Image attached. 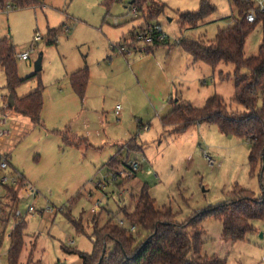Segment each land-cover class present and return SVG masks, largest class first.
<instances>
[{
  "label": "rangeland",
  "instance_id": "1",
  "mask_svg": "<svg viewBox=\"0 0 264 264\" xmlns=\"http://www.w3.org/2000/svg\"><path fill=\"white\" fill-rule=\"evenodd\" d=\"M133 1L116 0L108 6L106 0H42L38 6L0 11V40L9 37L17 54L28 52L30 56L31 63L17 58L19 76L27 78L36 73L35 61L43 53L40 75L26 80L16 90L19 96L28 94L37 88L41 79L45 86L43 126L34 125L30 118L10 109L11 128L14 133L22 128L20 134L23 135L17 141H9L4 148L0 146V155H8L10 162L39 190L36 199H25L19 207L28 223L21 264H82L79 254L69 250L93 251L96 222L104 225L115 218L131 228L122 207L133 208V196L139 195L144 184L149 186L156 206L159 209L171 207L180 223L195 211L208 210L232 200L236 186L252 191L256 197L263 194L258 172L251 171L249 142L223 134L213 123L183 132H176L173 127L164 128L153 118L149 104L136 91L131 93L132 86L122 92L124 82L117 94L109 96L105 111L100 113L102 123L92 111V125L85 127L84 113H81L85 103L73 90L67 71L83 60L96 61L99 47H105L103 43H118L133 27L146 23L149 9L135 15ZM207 1L216 7L215 11L198 27L184 29L180 25V14L198 11L202 0H152V15L165 5V10L151 20L152 24H161L168 35V43L164 42L157 49L159 54L168 52L170 47L184 51L175 43L181 36L211 42L219 30L235 25L240 18L233 0ZM251 2L252 8L256 9L258 1ZM256 11L262 20L246 38V57L256 55L264 43V13ZM61 26L64 31L55 43L49 44V30ZM37 35L42 37L38 41ZM208 69L205 73L208 83L199 82L203 92L213 96L217 86L226 102L231 103L236 66L222 63L215 76L212 66ZM220 71L232 76L222 80ZM183 72L188 79L192 70L184 69ZM5 75V72L0 73V97L1 94L9 96L2 86ZM195 89H192L193 93ZM65 91L63 97L61 94ZM205 103L206 99L199 103L193 101L195 106ZM117 104L122 110L120 120L115 111ZM234 109L242 111L245 108L234 104ZM141 120L150 124L149 129L140 128ZM125 131H129L128 136L124 135ZM66 133L84 138L86 142L67 145L64 141ZM133 136L143 151L132 152L127 147L108 143L114 137L122 140ZM91 141L98 145L90 146ZM205 151L215 164L208 162ZM118 152L122 164L116 171L134 160L143 166L126 182L124 178L114 181L108 167L109 160ZM149 169L153 175L147 173ZM5 194L4 188H0L1 207L7 203ZM30 205L35 207L31 213L28 212ZM97 207L100 210L96 211ZM252 224L254 231L244 240L231 241L223 238V224L219 219L204 218L201 255H216L227 264H264V220H255ZM14 226L13 220L6 229L0 226V233L4 232L0 264H9L10 234ZM80 226L84 227V232L78 230Z\"/></svg>",
  "mask_w": 264,
  "mask_h": 264
},
{
  "label": "trees",
  "instance_id": "2",
  "mask_svg": "<svg viewBox=\"0 0 264 264\" xmlns=\"http://www.w3.org/2000/svg\"><path fill=\"white\" fill-rule=\"evenodd\" d=\"M114 1L116 0H106V3L109 6ZM233 2L239 10L240 18L235 25L219 30L214 40L207 43L202 39L181 36L175 42L196 62L208 64L213 68L222 63L236 66V73L233 75L235 92L231 103L226 102L220 94L210 96L203 106H195L188 100L177 101L173 98L170 100L173 109L162 117L161 123L164 128L173 127L176 132H182L195 124L213 123L223 134L245 139L251 146L249 155L251 171L258 172L263 194L256 197L252 191L236 186L232 200L208 210L195 211L180 223L176 221L177 213L171 207L165 206L159 209L156 206V199L152 197L149 186L144 184L139 195L133 196V208L122 207L125 219L131 223V228L125 227L115 218L109 219L104 225L96 222L92 235L93 251L85 253L76 249L69 250L70 253L79 254L82 264H227L225 259H220L216 255H201L204 243L202 226L204 218L213 216L219 219L223 224V238L231 241L244 240L248 233L254 231L252 221L264 220V43L256 55L245 56L246 38L262 18L257 14L255 22L247 21V13L257 9L252 8L251 0H233ZM41 3L42 0H0V10H6L8 5L20 9L38 6ZM133 4L138 12H144L145 8L149 9V14L146 16V23L132 31L130 37L121 43L136 49L145 47L146 51L150 52L163 43L143 47L136 44V36L140 30L152 24L151 20L161 14L163 9L165 10V5L162 4L164 8L152 15L150 13L152 0H134ZM215 9L216 7L207 0H202L198 11L180 14V25L184 29L198 27ZM63 31V26L50 29L47 35L48 38L50 37L48 43H55L57 36ZM16 55V48L10 38L1 39L0 67L6 74V88L9 94L13 95L15 102L14 106L10 107L6 98V109H12L30 118L36 126L43 125L45 86L41 79L37 88L28 95L19 97L16 92L23 82L39 76L40 72L21 78ZM244 69L247 70L246 73L242 72ZM231 76L223 71L219 72L222 80ZM69 77L73 90L83 100L90 81L89 67L85 66ZM234 104L245 109L236 110ZM64 141L67 145L77 146L80 142H86V139L66 133ZM126 147L132 152L143 151L136 138L129 140ZM5 156L10 166L9 157ZM3 157L0 155V162ZM121 164L122 160L118 152L109 160L108 167L111 172H116L115 169ZM10 173L15 174L18 180L16 184L1 185L6 192L7 203L1 207L0 226L6 229L9 222L14 221L15 226L10 234L8 260L9 264H21L28 223L25 218L16 216V210L22 202L20 191L26 181L11 166ZM126 180L128 179H125V182ZM78 230L84 232V227L80 226ZM3 238L4 232L0 233V246ZM110 245L112 248H109Z\"/></svg>",
  "mask_w": 264,
  "mask_h": 264
},
{
  "label": "crops",
  "instance_id": "3",
  "mask_svg": "<svg viewBox=\"0 0 264 264\" xmlns=\"http://www.w3.org/2000/svg\"><path fill=\"white\" fill-rule=\"evenodd\" d=\"M143 25L144 24L140 25L139 27ZM139 27H133V29L130 30L127 35H122L118 43L114 42L111 43V45L109 41L107 43H103L105 44V47L104 45L99 47V53L97 54L99 56L96 61L88 63L87 60H83V63L80 62L77 66H75V68H69L67 71V76H70V74L84 68L85 66H88L90 69V81L88 83L85 98L83 99L85 105L81 111V113H84V125L86 128H90L92 125V111L96 114V116L98 115L99 121L102 123L100 113L105 109L109 96L113 93L119 92V87L121 89L122 82L125 84L122 92L128 91L126 88L132 86L133 90H131V93L136 91V94L140 95V97L149 104V110L151 111V114H153V118L160 122L162 117L169 114L173 109V103L170 101L171 99L174 98L177 101L179 99H184L190 101L193 104V101H197L199 103L201 101H205V99L207 100L210 97L211 94H209V92H203L204 88L200 87L199 85L200 83H208L205 73L209 72L208 66L210 65L202 62H196L194 59L191 61V59H189V56L191 55L184 49L182 53L179 51V49L170 47L168 52L159 54L157 49L160 45L153 48V50L150 52H147L145 47H138L137 49L135 47H128L129 49L126 52H121L120 50H116L112 47V44L118 45L121 42L127 40L130 37L131 32ZM49 39L50 37L48 38V41ZM166 43H168V41ZM19 54L22 53H18L16 57ZM220 66L221 65L216 68L212 67L211 70L214 76L216 75V69ZM184 69L192 70V73L188 79H185L183 76ZM1 72H4V70L0 67V73ZM6 84L7 77L5 75V86H2L8 92ZM193 88H196V92L194 91V93L192 91ZM219 93L221 95V92L218 91L216 86L214 94ZM28 94H23L20 96L18 94L17 95L19 97H23ZM61 95L64 97L66 95V91ZM8 97V95L1 94L0 102L2 103L0 104V107H5L7 105L6 98ZM118 106L119 104H117L116 109ZM121 115L122 110L120 111L119 115L116 114L118 120H120L118 117ZM139 124L140 128L142 127V129L144 125H147L148 129L150 127V124H144L142 120L139 122ZM203 124L205 123L195 124L185 130H188L192 127L201 126ZM38 126L41 127L43 125ZM21 131L22 128L15 133L13 131V137L10 141L19 140L23 135L20 134ZM124 135L128 136L129 131H125ZM133 138L135 137L133 136L130 139L121 138L122 140H119L114 137L111 138L108 143L112 144L113 146L126 147L127 142ZM96 143L97 142L91 141L90 146L95 147L98 145ZM7 144L8 143H0V146L1 148H4L8 146ZM205 153H207V151H205ZM208 155L210 156V154ZM10 166L17 173L24 177L26 183L34 185V187L37 189L36 185L29 181V179L11 162ZM0 188L3 187L0 185ZM37 191V195L34 199H36L39 195V190L37 189ZM23 200H25V198H23L22 201Z\"/></svg>",
  "mask_w": 264,
  "mask_h": 264
},
{
  "label": "built area",
  "instance_id": "4",
  "mask_svg": "<svg viewBox=\"0 0 264 264\" xmlns=\"http://www.w3.org/2000/svg\"><path fill=\"white\" fill-rule=\"evenodd\" d=\"M254 2H257V9L259 12L264 13V0H253ZM11 8L10 5L7 6L6 10H0V11H8ZM134 14L137 15L138 11L136 8H134ZM252 10L246 15V19L248 22L252 23L255 22L257 19V11ZM42 37L40 35L36 36V41L40 40ZM168 40V35L163 29V26L159 23L156 24H149L147 25L143 30H140L136 36V44L140 46H150L155 43H164ZM112 47L116 50H120L121 52L128 51V46L123 45L122 43L118 45L112 44ZM18 58L25 60L27 62H30V56L28 52L19 54L17 56ZM121 106L119 105L116 109V114H120ZM10 112L5 107H0V143H8L12 137H13V130L11 128L10 124ZM143 129H148L147 125L143 126ZM3 159L0 162V171H2L1 178H0V185L2 184H16L17 183V176L15 174L10 173V166L9 162L6 159V156L3 155ZM205 156L208 160V162L213 165L215 164V160L208 155V153H205ZM142 169V166L139 161L134 160L132 162L126 163L125 167L122 165L120 169H118L116 172H113L114 181H118L119 178L124 179H130L135 176L140 170ZM148 174L153 175V171L149 169L147 171ZM100 186L102 183L99 184ZM37 189L34 187V185L30 183H26L24 187L20 191V198L28 199V198H35L37 195ZM35 210V207L33 205H30L28 208V212L31 213ZM48 210L52 211L51 208L48 207ZM96 211L100 210V207H97L95 209ZM2 213L1 206H0V214ZM16 216L18 218H25L23 215V212L21 209L16 210ZM123 223V222H122ZM132 229H135V227H132Z\"/></svg>",
  "mask_w": 264,
  "mask_h": 264
},
{
  "label": "water",
  "instance_id": "5",
  "mask_svg": "<svg viewBox=\"0 0 264 264\" xmlns=\"http://www.w3.org/2000/svg\"><path fill=\"white\" fill-rule=\"evenodd\" d=\"M42 61H43V53H41L40 56L38 57V59L35 61V70H36V72H40L42 70ZM8 100H9V104L8 105L10 107H13L15 102H14L12 94L9 95Z\"/></svg>",
  "mask_w": 264,
  "mask_h": 264
}]
</instances>
